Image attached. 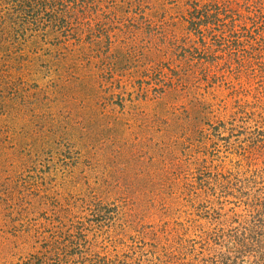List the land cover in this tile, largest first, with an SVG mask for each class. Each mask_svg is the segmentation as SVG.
Wrapping results in <instances>:
<instances>
[{
	"label": "rangeland",
	"instance_id": "374dc122",
	"mask_svg": "<svg viewBox=\"0 0 264 264\" xmlns=\"http://www.w3.org/2000/svg\"><path fill=\"white\" fill-rule=\"evenodd\" d=\"M0 264H264V0H0Z\"/></svg>",
	"mask_w": 264,
	"mask_h": 264
}]
</instances>
